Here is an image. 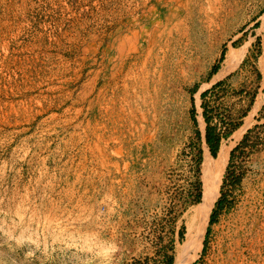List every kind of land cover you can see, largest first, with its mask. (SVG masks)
<instances>
[{
    "label": "rangeland",
    "instance_id": "rangeland-1",
    "mask_svg": "<svg viewBox=\"0 0 264 264\" xmlns=\"http://www.w3.org/2000/svg\"><path fill=\"white\" fill-rule=\"evenodd\" d=\"M224 79L215 115L237 120L256 96L223 143L252 132L230 166L240 184L223 185L228 156L214 200L228 208L185 264H264V0H0V264H129L171 240L175 259L201 202L192 98L204 134L200 94ZM111 112L124 122L109 130Z\"/></svg>",
    "mask_w": 264,
    "mask_h": 264
},
{
    "label": "trees",
    "instance_id": "trees-1",
    "mask_svg": "<svg viewBox=\"0 0 264 264\" xmlns=\"http://www.w3.org/2000/svg\"><path fill=\"white\" fill-rule=\"evenodd\" d=\"M257 26V23L256 25ZM260 39H257V46H259ZM233 46H236V44H233ZM259 49L254 55V59L257 60ZM225 51L223 50L221 52L220 60L224 58ZM219 65H214L213 72L217 71ZM255 72H256V80L259 82L261 80V73L258 69H256L255 66ZM224 80H220L216 82L210 89L203 91L200 94V108H201V114L202 118L205 123L204 127V134L201 133V131L198 128L197 119H196V108L194 104V100L192 98V106L190 109V118L192 120L193 126H194V136L192 138V141L190 142V149L194 152V163H195V173H196V180L193 183L194 190H195V198L196 202H199L201 199V180L199 179V172H200V164L203 160V149L201 147L202 143L205 144L208 148V151L212 157H216L221 144L224 140H226L234 130H236L241 125V119L247 115L248 111L250 110L255 96L256 91H253L250 94L248 105L245 109L240 113L239 118L237 120H234L230 113H224L222 115H215L214 110L209 106V102L207 101L208 96L211 95V93L217 92L218 89H220L223 84L225 83ZM264 90V89H263ZM252 132V129H248L247 132L243 135L242 139L239 141V143L233 147L229 152V163L227 166V170L224 174L223 178V185L228 183L232 187H237L242 179L241 173H235V171L230 170V166L234 161V158L236 156V153L246 148L248 145L250 133ZM226 197L223 195V193L220 194L217 201L214 203V206L209 214L208 219V226L206 228V234L203 241V251L205 250L206 243H207V236L209 234L211 226L216 223L218 216L221 211L224 209H227L228 205H226ZM184 233L183 230L179 232V238L180 240L183 239ZM174 240H171L169 245L167 246L166 250H163L162 253L158 251V259L157 258H150L145 257L144 259H135L129 264H149V261L152 260V264H173L174 263ZM160 256V257H159Z\"/></svg>",
    "mask_w": 264,
    "mask_h": 264
},
{
    "label": "bare ground",
    "instance_id": "bare-ground-1",
    "mask_svg": "<svg viewBox=\"0 0 264 264\" xmlns=\"http://www.w3.org/2000/svg\"><path fill=\"white\" fill-rule=\"evenodd\" d=\"M231 66L229 53L223 60V65L216 72L215 78L222 76ZM244 128V127H243ZM243 128L234 133L240 136L244 132ZM232 143H222L217 156L214 158L207 153L203 160L202 168V196L201 202L196 206L198 220L187 225L183 244L176 249L173 264H185L197 254L202 241L203 230L214 203L218 196L222 175L228 160Z\"/></svg>",
    "mask_w": 264,
    "mask_h": 264
},
{
    "label": "crops",
    "instance_id": "crops-1",
    "mask_svg": "<svg viewBox=\"0 0 264 264\" xmlns=\"http://www.w3.org/2000/svg\"><path fill=\"white\" fill-rule=\"evenodd\" d=\"M182 13V11H181ZM135 35H126L125 39L122 41L120 47L118 48V56L120 57L121 55L124 56L126 53L130 52V53H134L135 50H136V47L132 46L133 42H134V37ZM132 64V63H131ZM130 64V65H131ZM134 65L136 64L137 65V62H134L133 63ZM121 66H123V69L127 66L126 65V62H123L121 64ZM126 75V73L124 74V76ZM122 81L124 82H127V83H123V88H124V95L128 94L130 90V86H129V83H131V81H127L125 80V78L122 79ZM136 79H133L132 81V85H136ZM145 86H149V83H146L144 84ZM122 88V89H123ZM103 116V115H102ZM92 118H95V116H91ZM126 119V118H125ZM102 120H103V128H108L109 130H111V128H118V126H120L121 124L120 123H123L124 122V117L122 115H119V114H116V112H111V114L109 115H106V116H103L102 117ZM126 122H127V119H126ZM123 125V124H122ZM143 126V125H142ZM93 147H91L92 149ZM100 149L105 151V147L101 146ZM103 155V154H102ZM109 157V156H108Z\"/></svg>",
    "mask_w": 264,
    "mask_h": 264
},
{
    "label": "water",
    "instance_id": "water-1",
    "mask_svg": "<svg viewBox=\"0 0 264 264\" xmlns=\"http://www.w3.org/2000/svg\"><path fill=\"white\" fill-rule=\"evenodd\" d=\"M204 144H205V140H204ZM206 145V144H205Z\"/></svg>",
    "mask_w": 264,
    "mask_h": 264
}]
</instances>
